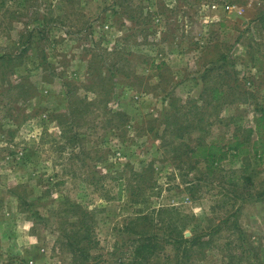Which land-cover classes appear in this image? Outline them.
Returning a JSON list of instances; mask_svg holds the SVG:
<instances>
[{"label": "rangeland", "instance_id": "374dc122", "mask_svg": "<svg viewBox=\"0 0 264 264\" xmlns=\"http://www.w3.org/2000/svg\"><path fill=\"white\" fill-rule=\"evenodd\" d=\"M9 54L0 58V264H73L63 233L77 214L63 201L91 211L92 252L104 258L140 211L157 221L175 206L204 229L238 208L246 236L230 239L243 244L242 260H227L239 249L224 245L222 229L194 264H264V197L212 208L226 202L228 175L251 174L249 189L262 190L264 159L231 150L209 172L176 156L199 131L180 139L164 127L167 113L192 123L209 101L219 106L203 123L206 140L253 129L264 108V0H0V57ZM211 60L220 69L201 77Z\"/></svg>", "mask_w": 264, "mask_h": 264}, {"label": "trees", "instance_id": "16d2710c", "mask_svg": "<svg viewBox=\"0 0 264 264\" xmlns=\"http://www.w3.org/2000/svg\"><path fill=\"white\" fill-rule=\"evenodd\" d=\"M0 58L10 61L14 57L9 54ZM218 60L224 64L227 61V56L221 54ZM217 61L211 60L209 62L211 64L209 65L210 67L203 69L201 77H206L211 71L219 70L220 67L216 66ZM218 74L220 73L218 72ZM213 92V96L216 98L224 96L223 92L217 88H214ZM242 93L247 94L248 91L242 89ZM69 103L72 105L73 100L69 101ZM205 105L211 107V109L203 111V114H196L197 117L192 123L188 120L184 123L178 119L179 117L174 116L177 110L165 115L164 127L175 134L176 137L183 139L185 134L188 135L193 130H197L200 133L194 146L180 149L183 140L179 141L178 146H173V151H177L176 149L178 148L181 150V153L177 151L178 154L176 156L184 155L186 159L194 164L202 161L209 169V172L217 169L219 161L229 152L232 154L231 150H234L233 156L235 157L245 152V158L249 157L261 163L264 159V108H259L253 129L241 125L233 132L235 139L221 145L218 139H205L204 133L207 130L203 125L204 122L208 123V119L213 113H217L214 109L218 108L219 103L211 105L208 101ZM168 126H172L171 129ZM240 129H243L244 137L237 135L236 131ZM252 132H255L256 135L254 139L249 137ZM143 171L145 172V170ZM144 172L140 175L143 176ZM226 180L232 186L230 187L229 185L230 190H228L229 194H226V202L222 201V204H216L215 202L212 206L213 209L227 204L229 200L235 199L237 196H242L240 202L247 200L244 195L252 196L253 194L254 198L258 200L264 197V188L256 192L249 189L253 184L251 174L228 175ZM132 188L138 190L141 187L137 183L134 187L131 185L130 189ZM60 205H65L67 209H73L77 214L76 220L70 223L73 227V233H63L66 237L65 244L74 255L73 264H194L195 259H201L205 255L206 249L215 248L218 241L223 238L222 229L228 232L224 245L226 244V247L232 250V244L235 242V248L239 249L238 253L235 254L230 251L227 254V260L236 259V262L242 260L240 258L242 257L243 244L237 243V240L242 241L245 239L246 233L237 216L238 208H235L223 218L221 217L217 222L214 221V217H208L207 219L212 224L204 229L198 228V225L192 224L190 226L189 216L180 213L175 206L158 209L159 219L157 221L153 218V212L150 214L140 211L131 217L120 229V232L126 237L121 242L115 241L109 247V257L104 258L92 252V249L97 248L98 241L93 234L91 211L74 202L63 201ZM187 227L191 231L189 236H185L184 233V229ZM233 235H237V240L230 239V236ZM125 245L126 248L124 249Z\"/></svg>", "mask_w": 264, "mask_h": 264}, {"label": "built area", "instance_id": "2783aa9c", "mask_svg": "<svg viewBox=\"0 0 264 264\" xmlns=\"http://www.w3.org/2000/svg\"><path fill=\"white\" fill-rule=\"evenodd\" d=\"M226 8H228V6H226Z\"/></svg>", "mask_w": 264, "mask_h": 264}]
</instances>
